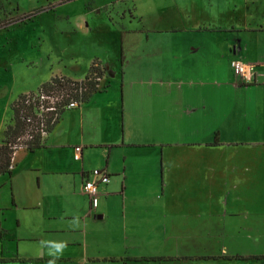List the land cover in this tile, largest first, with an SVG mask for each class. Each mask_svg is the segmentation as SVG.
Listing matches in <instances>:
<instances>
[{
	"label": "crops",
	"instance_id": "1",
	"mask_svg": "<svg viewBox=\"0 0 264 264\" xmlns=\"http://www.w3.org/2000/svg\"><path fill=\"white\" fill-rule=\"evenodd\" d=\"M133 4L126 8L132 17L123 22V34L104 14L90 17L86 11L81 20L90 17L97 32L120 36L114 80L122 78L124 50L139 49L148 32L198 37V43L171 55L180 66L188 63L186 80L178 79L176 91H168L171 104L166 106L163 92L154 97L156 115L164 118L166 110L167 118H179V136L164 140L127 121L125 114L133 109L140 115L141 106L137 111L135 97L126 100L124 91L99 98L110 81L87 102L66 110L60 118L67 121L62 140L49 141L58 122L42 148H18L10 174L0 175V189H8L0 204V264H171L173 259L264 264V0ZM79 22V31L91 32ZM232 60L252 64L254 77H236ZM81 67L74 62V68ZM56 75L65 76L48 69L40 80ZM5 88L0 87V107L3 100L36 90L5 96ZM143 93L139 100L148 98ZM112 112L114 118L119 114L116 127L103 123ZM8 117L0 113L1 134ZM77 147L81 154L75 160ZM52 149L68 150L71 157ZM92 152L100 158L93 164ZM92 169L109 175L104 188L98 187L96 208L82 189ZM6 213L12 216L8 225L2 224ZM195 242L202 245L194 247Z\"/></svg>",
	"mask_w": 264,
	"mask_h": 264
},
{
	"label": "rangeland",
	"instance_id": "2",
	"mask_svg": "<svg viewBox=\"0 0 264 264\" xmlns=\"http://www.w3.org/2000/svg\"><path fill=\"white\" fill-rule=\"evenodd\" d=\"M133 1L0 0V27L12 19L26 16L23 22L0 28V87H6L3 90L6 91L5 96L11 92L17 95L28 89L35 90L39 83L43 82L40 79L47 74L48 69L51 73L58 74L60 72L61 75L71 79H83L94 61L98 63L97 67L101 72L97 88L104 90L105 83L108 81L112 84L111 88L107 89V92L101 93L99 98L106 100L110 98V95L116 93L120 96L124 91L127 100L129 94H133L135 99L131 101L135 102L134 107L137 111L141 106L139 108L141 114L131 113L132 109L125 114L126 120L128 121L130 118L135 124L138 123L146 133L150 131L154 135L162 134L164 140L175 139L174 136H179L178 132H175L180 125L179 118L175 116L167 118L166 110L164 118L156 115L154 97L156 93L163 92L165 94L164 103L166 106L171 104L168 91H176L177 82L182 81L178 79L186 80L185 74L188 68L187 61L183 62V66H180L176 60L171 59V55L174 51L176 52L178 47H189L193 43H198L199 39L190 33L165 32L158 35L148 32V38L144 39L145 43L139 49L124 50L122 78L118 76L116 80L112 79L110 74L120 71V36L114 33L105 34L103 31L97 32L98 29L96 31V28L89 25L90 17H93L94 14L95 16L104 14L116 27L117 24H120V32L123 34L126 31L123 22L132 17L127 16L126 10L134 6V4L132 5ZM86 11H91L93 14L90 17L85 16L86 19H89L85 22V19L81 20V17L82 13ZM77 21H80L81 28H88L91 32L79 31L76 27ZM136 36H138L137 33L130 36V42L135 40ZM91 55L99 56L100 60L97 57H91ZM29 58H33L37 63H30ZM115 60L118 61L114 65ZM75 61L81 62L82 67L74 68ZM160 81H163L162 85ZM143 92L147 93L145 97L148 98L139 100V94ZM3 102L5 104L0 107V113L5 117L9 115L4 125L5 128L10 123L12 102H8V100H3ZM50 102L52 103L53 99L50 98ZM152 108L153 112L150 111ZM168 108L173 109L171 106ZM5 110H7L6 114ZM112 115L113 118L106 113L104 125L108 123V125L116 127L117 123L119 124V114L116 112L115 118L113 112ZM66 124L67 121L63 118L59 121L53 136L49 139L50 143L62 140L60 132ZM2 137L3 135L0 133V143ZM52 151L67 158L70 156L68 150L52 149ZM98 159L100 160L97 154L90 153L89 161L92 164ZM100 188L103 189L104 185H101ZM7 190V186L0 189V204L5 203ZM100 191L99 189L98 192L100 193ZM4 217H7L8 220L2 224L8 225L12 216L6 213ZM182 245L185 246L186 243ZM193 245L199 247L202 244L195 242ZM208 245L213 246V243L210 242ZM172 262L171 264H201V262L192 263L187 259H173ZM209 262L205 264H214Z\"/></svg>",
	"mask_w": 264,
	"mask_h": 264
},
{
	"label": "trees",
	"instance_id": "3",
	"mask_svg": "<svg viewBox=\"0 0 264 264\" xmlns=\"http://www.w3.org/2000/svg\"><path fill=\"white\" fill-rule=\"evenodd\" d=\"M25 19L26 16L12 19L0 28ZM97 66L98 63L93 61L89 72L81 80L52 76L35 91L19 94L12 101L10 123L5 126L0 143V175L10 174L11 158L18 148L34 151L44 146L45 136L52 132L63 113L70 109L68 106L71 102H75L77 107L87 102L93 93L101 91L97 88L101 75ZM50 98L53 99L52 103ZM42 132H45L44 136ZM233 258L245 259L241 256Z\"/></svg>",
	"mask_w": 264,
	"mask_h": 264
},
{
	"label": "built area",
	"instance_id": "4",
	"mask_svg": "<svg viewBox=\"0 0 264 264\" xmlns=\"http://www.w3.org/2000/svg\"><path fill=\"white\" fill-rule=\"evenodd\" d=\"M231 69L233 74L242 80H251L254 77V66L249 63H243L237 60H232ZM69 108L76 107L75 102H71ZM42 136L45 132L41 133ZM81 148H75L74 159L80 158ZM109 181V175L102 169H92L87 173V176L83 179L82 189L89 197V203L91 208H96L98 204V187L101 184H105Z\"/></svg>",
	"mask_w": 264,
	"mask_h": 264
}]
</instances>
